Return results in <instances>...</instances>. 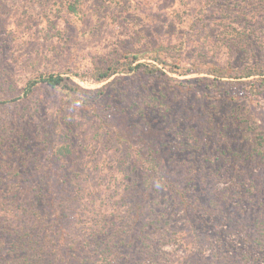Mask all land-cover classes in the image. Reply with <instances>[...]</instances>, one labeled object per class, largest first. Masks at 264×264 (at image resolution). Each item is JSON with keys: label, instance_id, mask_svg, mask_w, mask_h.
<instances>
[{"label": "rangeland", "instance_id": "rangeland-1", "mask_svg": "<svg viewBox=\"0 0 264 264\" xmlns=\"http://www.w3.org/2000/svg\"><path fill=\"white\" fill-rule=\"evenodd\" d=\"M260 137L264 0H0V264H264Z\"/></svg>", "mask_w": 264, "mask_h": 264}, {"label": "trees", "instance_id": "trees-1", "mask_svg": "<svg viewBox=\"0 0 264 264\" xmlns=\"http://www.w3.org/2000/svg\"><path fill=\"white\" fill-rule=\"evenodd\" d=\"M131 59L130 61H128V59L124 62H121L119 64H116L114 66H110L108 67L105 71H100L98 72L97 76L95 77V80L97 82H102V81H105L107 79H109L111 76L117 74V73H129V72H133V71H136V70H140L142 68H146L145 69V72L146 73H154V71H157L155 70L156 68H147V66L141 64V63H137L136 65L133 66V63L135 61H137L139 59V55L137 54H133L131 53ZM124 58H127V56H125ZM156 59V61H158V63L162 64L164 63L162 60L160 59H157V58H154ZM246 77H249V76H246ZM41 83H44L46 86L50 87V88H61V89H65L71 93H80V89L78 87H73L71 88V86H67L65 83H64V78L60 77V76H53V75H48L44 78H42L40 80ZM37 82H31L27 85V88H25V91H24V94L27 95L28 93H30V91L32 90V88L36 85ZM79 105V103H78ZM264 139L263 137H260V140ZM259 145H262L261 142H259ZM162 180H166V176L161 178ZM161 187V186H160ZM162 188V187H161ZM17 193H21L20 190H17L16 191ZM36 208V206L34 205H30V207L28 208V211L30 212L28 214V221L29 220H36L34 218V214L35 213H38V210H34ZM22 218H18L17 221H21ZM160 222V221H159ZM153 224V222H152ZM158 227H161L162 224L161 223H158ZM262 227V229L264 230V221L262 222V224L260 225ZM164 233V230L163 232ZM36 241H34L33 239H29L28 242H27V246L28 248L31 249V252L29 253L30 254V257H32L33 255V252L34 255H33V261L32 260H29V258L27 256H24L20 259H18L17 257L12 261L14 262V264H30L31 262H33L32 264H41L40 262L43 261V257H42V251H36L35 249V243ZM16 247V246H14ZM109 249L107 247H105L104 249H101L99 252H98V255L94 258V260H91V264H112V261L109 259ZM31 261V262H30Z\"/></svg>", "mask_w": 264, "mask_h": 264}]
</instances>
